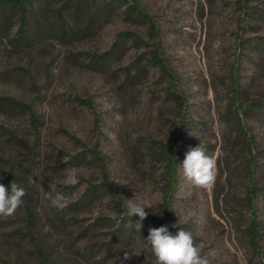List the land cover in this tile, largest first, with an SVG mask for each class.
Here are the masks:
<instances>
[{
    "label": "rangeland",
    "instance_id": "1",
    "mask_svg": "<svg viewBox=\"0 0 264 264\" xmlns=\"http://www.w3.org/2000/svg\"><path fill=\"white\" fill-rule=\"evenodd\" d=\"M127 1L136 8L87 0L93 16L72 25L77 1L53 0L45 7L73 27L31 17L20 39L17 10L0 19V95L38 117L0 108V176L23 177L43 217L20 240L24 211L0 216V264H121L125 251L124 264H154L148 234L119 231L118 204L134 197L169 230L190 231L209 264H264V0ZM12 6L0 0V11ZM177 132L170 195L165 150ZM199 144L217 161L207 190L182 174L188 147ZM72 167L79 183L68 186ZM50 185L66 196L62 210L47 198Z\"/></svg>",
    "mask_w": 264,
    "mask_h": 264
},
{
    "label": "clouds",
    "instance_id": "2",
    "mask_svg": "<svg viewBox=\"0 0 264 264\" xmlns=\"http://www.w3.org/2000/svg\"><path fill=\"white\" fill-rule=\"evenodd\" d=\"M181 167L183 176L193 185L206 190L214 186L217 161L215 157L207 155L204 147L200 144L196 147H188ZM63 183L68 186H75L79 183L78 170L75 167L65 170ZM49 188L47 198L50 200L51 206L62 210L66 206L65 194L57 192L55 185H50ZM25 195L26 190L15 182L11 183L10 191L3 184H0V216L14 215L22 205ZM149 207L152 206L136 197L124 198L123 215L130 218L139 217L134 225L138 233L143 227L142 221L150 214L145 210ZM128 226L132 228L133 224L130 222ZM171 227L175 228L176 225L173 224ZM143 240L146 248L150 249L155 257L154 264H209V261L201 255L190 231L181 229L173 234L168 225H162L158 228H150L147 237ZM131 255L132 253L125 251L121 264L130 260Z\"/></svg>",
    "mask_w": 264,
    "mask_h": 264
},
{
    "label": "trees",
    "instance_id": "3",
    "mask_svg": "<svg viewBox=\"0 0 264 264\" xmlns=\"http://www.w3.org/2000/svg\"><path fill=\"white\" fill-rule=\"evenodd\" d=\"M77 3L76 5L73 6V10H72V14L75 15L73 17V24H77L82 17H86L87 19L91 18L93 16L91 9L87 10L86 14L85 13V7L83 4H85L87 2V0H76ZM121 2H125L128 4L129 8H136L137 4L134 5H130L131 3H129L127 0H118ZM10 2L12 3V7H9L8 10H3L0 11V19H2L3 23L7 22L10 18L12 13V10L15 11V9L17 10V12L19 13L20 16V27L16 32V39H20L24 36H26V29L27 27L30 25V18L33 17L39 21H42L41 23L44 24L46 27H50L53 28L54 24H56V26H58L59 24L62 25V28L65 30L66 27H73V26H68V24L65 21V17L66 15L61 12V11H49V9H47L45 6L49 5L53 2V0H44L43 4L40 5H35V3H37V0H10ZM132 6V7H131ZM141 9L139 10V15L140 16H144L145 13H143ZM38 23L39 28H41V24ZM123 35V33H120L118 37H121ZM158 50L162 51L161 46L159 45L157 47ZM162 58V54H160L159 52H156L152 59L155 60V62H160ZM179 98H182L181 95H179ZM19 108V109H23V110H27L30 112L31 114V119L32 121L35 123V121H37L38 117L35 115V111L33 110L31 104L26 103L22 100H19L15 97L12 96H3L0 95V108ZM178 116L181 118V120L184 119V113L179 112ZM181 124V123H180ZM181 128V125H180ZM180 132L175 133L174 135V140H172L171 143L167 144L166 146V159H167V163H166V172L169 175V180H170V191L169 194L172 195L173 190L175 189V186L177 184V166H178V160L175 157L174 151H173V142H175L177 140V138H180L179 135ZM11 135H14L13 133H10ZM12 138H14V136H12ZM23 177L19 176V178H4L3 176H0V184H3L6 188L9 189L11 188V183L15 182L18 186L23 187L25 189V187L22 185L23 183ZM252 190H250V199H252V197H257L258 192L260 191V189H258L257 187H255L254 185L252 186ZM89 192H87L88 195ZM39 202L40 199L37 198L36 202L32 201L31 199H29V195H25V197H23V203L20 206V208L24 211L25 213V220L28 223V227L26 232H22L21 235L18 237V239L20 238V240H23V236L27 237L30 235L31 238L34 237L33 232L35 231V228H37V224L42 222V216L40 214V207H39ZM119 207H121V210H124L123 205L121 203L118 204ZM66 211L63 210L61 211V213H65ZM63 218V217H61ZM104 222L106 219H103ZM139 220L138 216H133V217H128L125 216L123 219L120 220L119 223H121L120 227H119V231L123 232V233H129L130 237H134V234H137L139 236H143V235H147L149 233V229L150 228H158L162 225H165L164 222L158 218V217H154V216H148L144 221H142L143 227L140 229L139 233L136 232L135 230V222ZM133 224V227L130 228L128 225L129 223ZM257 226V222L254 221V223H252L251 226V232H252V241L253 243H257V241L261 238V233L259 232L258 229H256ZM170 231L175 234L176 231H173L172 229H170ZM25 234V235H24ZM23 235V236H22ZM44 249V248H43ZM40 253L43 255V259L48 260L50 255L53 254L52 251H48L47 249L41 250L39 249Z\"/></svg>",
    "mask_w": 264,
    "mask_h": 264
}]
</instances>
